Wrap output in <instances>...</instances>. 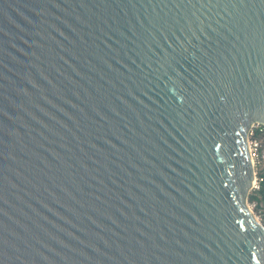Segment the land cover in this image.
I'll use <instances>...</instances> for the list:
<instances>
[{"label": "water", "instance_id": "water-1", "mask_svg": "<svg viewBox=\"0 0 264 264\" xmlns=\"http://www.w3.org/2000/svg\"><path fill=\"white\" fill-rule=\"evenodd\" d=\"M257 123L264 0H0V264H264Z\"/></svg>", "mask_w": 264, "mask_h": 264}, {"label": "built area", "instance_id": "built-area-1", "mask_svg": "<svg viewBox=\"0 0 264 264\" xmlns=\"http://www.w3.org/2000/svg\"><path fill=\"white\" fill-rule=\"evenodd\" d=\"M249 152L255 166V181L251 194L260 191L264 183V124L257 123L252 126L249 133ZM249 207L255 213L259 221L264 224V209H259L256 202L249 200Z\"/></svg>", "mask_w": 264, "mask_h": 264}, {"label": "trees", "instance_id": "trees-1", "mask_svg": "<svg viewBox=\"0 0 264 264\" xmlns=\"http://www.w3.org/2000/svg\"><path fill=\"white\" fill-rule=\"evenodd\" d=\"M250 201L256 202L259 209H264V183L262 184L260 191L250 195Z\"/></svg>", "mask_w": 264, "mask_h": 264}]
</instances>
